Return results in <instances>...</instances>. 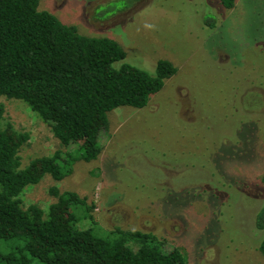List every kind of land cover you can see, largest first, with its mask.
I'll return each instance as SVG.
<instances>
[{
    "label": "rangeland",
    "instance_id": "obj_1",
    "mask_svg": "<svg viewBox=\"0 0 264 264\" xmlns=\"http://www.w3.org/2000/svg\"><path fill=\"white\" fill-rule=\"evenodd\" d=\"M37 9L80 34L115 39L121 62L155 73L166 59L176 72L144 107L109 112L98 157L25 187L24 207L46 210L56 186L94 204L103 234L150 232L165 251L183 248L185 264H264V0H235L230 9L220 0H39ZM0 103L4 121L29 133L21 167L75 149L21 100Z\"/></svg>",
    "mask_w": 264,
    "mask_h": 264
},
{
    "label": "trees",
    "instance_id": "obj_2",
    "mask_svg": "<svg viewBox=\"0 0 264 264\" xmlns=\"http://www.w3.org/2000/svg\"><path fill=\"white\" fill-rule=\"evenodd\" d=\"M234 1L220 0L228 9ZM38 3L0 0V97L21 100L61 145L76 147L56 149L21 167L18 151L29 133L4 121L0 103V264H185L183 248L165 251L150 232L119 227L98 232L94 204L75 192L52 186L57 201L46 210L35 203L24 207L25 187L46 173L61 180L76 161L98 157L109 112L144 107L176 72L166 59L156 61L155 73L121 62L126 53L115 39L80 34L75 25L38 10ZM260 180L264 184V175ZM259 217L263 228L264 206ZM83 219L91 226L82 227ZM260 249L264 254V239Z\"/></svg>",
    "mask_w": 264,
    "mask_h": 264
}]
</instances>
